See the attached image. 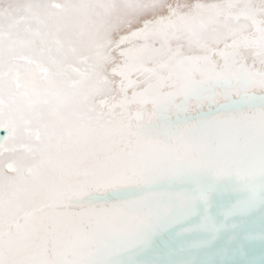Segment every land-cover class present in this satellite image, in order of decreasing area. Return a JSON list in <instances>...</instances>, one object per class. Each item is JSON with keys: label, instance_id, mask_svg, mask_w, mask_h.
<instances>
[{"label": "snow or ice", "instance_id": "snow-or-ice-1", "mask_svg": "<svg viewBox=\"0 0 264 264\" xmlns=\"http://www.w3.org/2000/svg\"><path fill=\"white\" fill-rule=\"evenodd\" d=\"M0 132V264H264V0H0Z\"/></svg>", "mask_w": 264, "mask_h": 264}, {"label": "bare ground", "instance_id": "bare-ground-1", "mask_svg": "<svg viewBox=\"0 0 264 264\" xmlns=\"http://www.w3.org/2000/svg\"><path fill=\"white\" fill-rule=\"evenodd\" d=\"M180 2H187V3H195L197 2V0H180ZM199 2H202V3H213V2H218V0H199ZM5 133L3 135H0V136H4ZM167 239V238H165ZM257 247H259V245L257 244Z\"/></svg>", "mask_w": 264, "mask_h": 264}, {"label": "water", "instance_id": "water-1", "mask_svg": "<svg viewBox=\"0 0 264 264\" xmlns=\"http://www.w3.org/2000/svg\"><path fill=\"white\" fill-rule=\"evenodd\" d=\"M4 134V132H0V135H3Z\"/></svg>", "mask_w": 264, "mask_h": 264}]
</instances>
